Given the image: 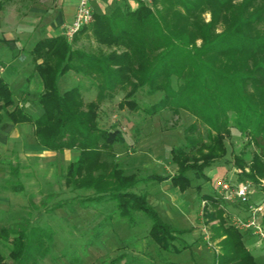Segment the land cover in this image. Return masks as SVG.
I'll return each instance as SVG.
<instances>
[{"label": "trees", "instance_id": "16d2710c", "mask_svg": "<svg viewBox=\"0 0 264 264\" xmlns=\"http://www.w3.org/2000/svg\"><path fill=\"white\" fill-rule=\"evenodd\" d=\"M2 7L0 3V11ZM205 13L210 14L209 22L201 18ZM89 24L86 38L106 47L107 53L73 48L76 35ZM89 24L74 35L72 43L55 36L38 40L30 49L34 72L42 84L37 98L40 116L33 118L15 104L12 90L0 77V125L5 121L32 123L39 146L53 152L78 150V158L67 167L65 184L94 190L86 201L113 203L118 215L129 223L133 213H143L151 222L149 237L168 251L175 238L188 231L164 223L146 195L133 192L140 180L134 174L126 175L116 165L102 163V158L123 139L117 130L98 127L100 100L105 93L117 88L124 92L130 87L125 104L135 108L137 104L131 98L138 89L147 87L149 95L163 93L150 107V116L164 110L174 114L184 110L196 118L190 132L196 131L197 122L205 128L208 144L204 145L206 152L200 163L186 164L178 159L182 148H173L171 160L178 173L141 180L157 184L169 180L180 192L188 190L189 170L205 177V170L218 156L222 159L225 155L223 136L229 132L232 115V123L260 152L254 157L251 173L241 174L259 183L258 178L264 176V0H151L150 5L139 1L134 10L117 6L108 14L94 13ZM217 27L223 30L217 33ZM70 72L86 79V86L61 91L59 79ZM91 88L97 90L98 101L85 103L83 94ZM194 145L191 141L186 147ZM236 162L242 167V159ZM92 168L100 171L85 178ZM258 186L263 203L264 187ZM253 197L250 203L255 205ZM210 201L218 205L216 199ZM260 217L264 224V212ZM215 219L219 223L210 227V239L222 251L218 255L220 264H258L246 248L245 232L226 225L224 210L218 208L209 221ZM3 242L10 244L7 256L1 250L7 246ZM52 242L50 230L31 226L29 221L17 229L2 227L0 264H38L49 254Z\"/></svg>", "mask_w": 264, "mask_h": 264}, {"label": "rangeland", "instance_id": "374dc122", "mask_svg": "<svg viewBox=\"0 0 264 264\" xmlns=\"http://www.w3.org/2000/svg\"><path fill=\"white\" fill-rule=\"evenodd\" d=\"M139 1L151 4V0ZM0 3L3 4L0 11V77L12 90L15 104L19 107L21 104L24 111H31V106L37 102L42 92V86L38 83L39 78L31 63L29 44L13 48L9 40L4 41L12 36L9 33L15 29L8 16L10 8H17L24 17L29 15L24 18L25 23L32 22L31 14H27V10H19L22 0H0ZM24 4L28 6L26 1ZM201 18L209 22L210 14L205 13ZM89 27L90 24L83 34L76 35L73 48L89 53H96L98 50L107 53L109 50L106 47H100L93 39L86 38ZM215 30L220 33L223 29L217 27ZM33 36V33L20 32L22 39ZM5 69L7 72L3 75L2 70ZM68 75L62 80V88L66 89L71 85L86 86V79L80 75L73 72ZM130 90L129 87L122 92L117 88L113 93H105L100 100L98 127L119 131L125 141L115 144L108 152L109 156L102 158V163L116 165L126 175L134 174L140 179L133 189L134 193L154 196L161 189L164 194L171 189L169 182L157 184L149 179H141L152 173L161 176L178 173V167L171 160L173 148H182L178 159H183L186 164L200 163L201 155L206 152L204 145L208 144L206 130L197 122L196 131L190 132V126L196 123V118L184 110L177 114L164 110L150 116V107L163 97L161 91L149 95L148 88L143 87L131 98L137 106L133 108L126 105V95H129ZM83 99L85 103L96 101L97 90L91 88L83 94ZM232 118L230 115L227 126L229 132L223 136L226 153L222 159L221 156L217 157L220 160L216 158L217 161L205 170V177L195 176L192 170L186 174L191 187L178 195L184 203L181 205L185 211L171 215L170 222L173 228L188 232L175 238L168 251L156 245L149 237L151 222L143 213H133L132 222L129 223L118 215L113 203L86 201L94 194V190L74 189L65 184L67 167L78 158V150H40L27 154L23 149L27 146L28 139L23 136V130L19 126L10 127L0 137V228L17 229L29 221L31 226L50 230L53 235L50 252L38 264H220L218 255L222 251L210 239V227L218 224L219 219L209 221L210 217L220 208L224 210L226 225L233 226L234 217L244 218L246 213L245 207L223 199L216 182L226 180L232 185L250 183L255 191L251 202L256 203V206L262 205L263 196L258 184L264 187V176L258 178L259 183H254L241 174V171L251 173V164L260 152L249 142V136L241 133L232 123ZM138 136L150 140L137 145ZM191 141H195V145L186 147ZM136 145L138 151H150L154 157L147 164L144 163L147 170H139L142 165L139 164L140 158L133 161ZM191 158L196 161L193 162ZM237 159H242V167L236 165ZM261 159L264 162V157ZM160 161L166 165L164 169L159 165ZM99 169L92 168L84 177L93 176ZM172 196L179 204L180 200H176L175 195ZM166 199L169 201L167 197ZM211 199H216L218 205L213 206ZM58 205L60 208L55 209ZM263 212L264 206L259 214ZM161 217L170 224L164 215ZM260 219L262 221L259 216L262 233L247 231L244 240L256 262L264 264V224ZM2 245H7L1 249L7 256L10 244L3 242Z\"/></svg>", "mask_w": 264, "mask_h": 264}, {"label": "crops", "instance_id": "0c3cea01", "mask_svg": "<svg viewBox=\"0 0 264 264\" xmlns=\"http://www.w3.org/2000/svg\"><path fill=\"white\" fill-rule=\"evenodd\" d=\"M22 1L23 3H21L19 10L29 11L27 14H31L30 18L32 22L25 23L24 18H26L27 16L29 17V15L24 17V14L22 13L20 14L17 8L16 9L14 7L10 8L8 12L9 13L8 16L11 23L14 24L15 29H12L11 33H9V36L10 35L12 36L8 37V39H4V41L9 40L10 46L13 45L14 46L13 48H16L17 46H27V44H29L28 46L31 49L38 40L49 37H55V36L64 37L65 29L71 24L74 17L75 5H76V2L74 0H31V1L22 0ZM25 1L28 3V6L24 4ZM138 1L139 0H89V3L94 13L108 14L111 12L113 8L117 6H125L131 10H134L138 6ZM12 5L15 4L13 3ZM20 32H28L29 34L33 33L34 36L36 37L34 38L33 36L32 38L28 37L26 39H22L20 38ZM7 48L9 50L11 49L9 46ZM2 72L4 75L6 74L7 71L5 69L2 70ZM67 76L69 75L67 74L59 79V88L62 91L75 87L71 85L66 89L62 88L64 87L61 86L62 80ZM38 83L42 86L40 79ZM19 105L20 107H23L21 104ZM24 106L27 105L25 104ZM33 108H35V110ZM25 111L33 118L40 116L42 112L37 102H35L31 106V111L30 110L29 111L25 110ZM16 126H19L23 130L22 133L24 134L23 136L27 137L28 139L27 146L25 147V149H23L25 153L34 154L36 151L39 152L40 150L49 151L37 144L34 134V125L32 123L15 125L6 121L2 125H0V137L2 136L3 132L9 130L10 127L13 128ZM138 137L136 138L137 145H139V142H147L148 140H150L146 137L145 138L141 137L143 139H141L140 136ZM122 143H125V141H123ZM137 145L134 147L135 157H133V161L134 160L136 161L137 158H140L139 164L142 165L139 167L140 168L139 170L141 169L147 170L146 168L147 166L145 164L151 161V159L153 160L154 157L151 155L150 151L145 153L138 151ZM159 165L163 169L164 167H166V165L162 161L159 162ZM151 175H158V174L152 173V174H148L147 176H151ZM162 177H171V176H162ZM168 182L171 185V189L165 192L164 193L165 195L163 194V191H161L160 189L159 192L154 196H150V194H147L146 199L148 204L157 212L161 220H162L161 216L164 215L167 218V221L170 222L171 215L185 211V208H183L181 205L184 203L180 199L181 197H179L178 195L179 194L182 195L187 190L185 192H180V190L174 187L169 180L163 181L161 183L166 184ZM172 195H175L176 200H180L179 204L174 201L173 199L174 196ZM166 197L169 199V201H167ZM160 210H161V215H160ZM169 225H171V222Z\"/></svg>", "mask_w": 264, "mask_h": 264}, {"label": "built area", "instance_id": "2783aa9c", "mask_svg": "<svg viewBox=\"0 0 264 264\" xmlns=\"http://www.w3.org/2000/svg\"><path fill=\"white\" fill-rule=\"evenodd\" d=\"M74 1L76 2L74 17L64 32V38L68 41H71L81 28L92 21L94 14L89 0ZM216 185L220 189L224 200L236 202L245 207V217H234L232 225L242 232L253 231L254 233L261 234L263 229L258 220L259 216H261L259 213L261 212V207L264 206V201L259 206L250 203V198L255 193L252 185L248 182L232 185L226 180H218Z\"/></svg>", "mask_w": 264, "mask_h": 264}]
</instances>
